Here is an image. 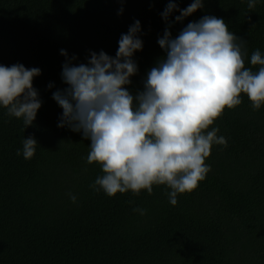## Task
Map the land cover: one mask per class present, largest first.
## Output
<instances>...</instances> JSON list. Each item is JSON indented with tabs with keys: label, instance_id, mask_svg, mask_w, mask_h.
Returning <instances> with one entry per match:
<instances>
[{
	"label": "trees",
	"instance_id": "trees-1",
	"mask_svg": "<svg viewBox=\"0 0 264 264\" xmlns=\"http://www.w3.org/2000/svg\"><path fill=\"white\" fill-rule=\"evenodd\" d=\"M169 2L0 0V64L41 69L33 86L43 101L26 129L0 106V264H264V105L253 109L242 93L241 105L225 108L208 131L218 127L227 146H212L205 161L211 171L195 190L178 194L175 206L166 185H154L151 195L94 191L90 185L103 173L87 163L90 140L58 127L63 110L52 93L67 87L61 50L77 57L74 65L86 64L90 52L115 57L121 34L139 20L143 49L126 86L135 95L165 56L157 40L168 26L161 14ZM174 2L185 9L193 0ZM178 15L169 17L173 38L205 15L223 18L246 41L245 66L258 70L250 57L256 49L264 55V0L254 9L248 0H204L182 22ZM28 136L38 146L26 160L17 150Z\"/></svg>",
	"mask_w": 264,
	"mask_h": 264
},
{
	"label": "clouds",
	"instance_id": "clouds-1",
	"mask_svg": "<svg viewBox=\"0 0 264 264\" xmlns=\"http://www.w3.org/2000/svg\"><path fill=\"white\" fill-rule=\"evenodd\" d=\"M256 2L248 0V8L254 9ZM203 7L204 0H193L185 9L170 0L161 14L168 26L157 40L165 56L147 72L143 90L135 95L126 86L138 73L133 56L143 49L139 20L121 34L115 57L103 50L90 52L86 64L74 65L77 57L61 50L66 57L61 77L67 87L52 93L63 110L58 127L90 140L87 163L99 164L103 173L90 185L94 191L109 197L129 190L151 195L154 185H166L170 204L177 205L178 194L195 190L211 171L205 161L212 146H227L226 138L217 136L218 127L208 131L225 108L241 105L242 93L253 109L264 105V55L256 49L250 64L258 70L246 67V41L223 18L205 15L173 38L171 14L179 11L175 22H182ZM39 75L37 67L0 64V106L9 116L22 118L25 129L43 103L33 86ZM37 146L34 136L24 137L17 155L29 160ZM70 199L76 202L75 195ZM133 211L146 214L141 208Z\"/></svg>",
	"mask_w": 264,
	"mask_h": 264
}]
</instances>
